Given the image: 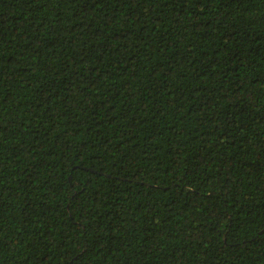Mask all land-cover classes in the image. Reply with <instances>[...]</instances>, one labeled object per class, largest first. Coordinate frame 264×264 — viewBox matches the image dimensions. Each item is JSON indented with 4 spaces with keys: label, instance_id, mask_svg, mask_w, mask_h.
<instances>
[{
    "label": "trees",
    "instance_id": "16d2710c",
    "mask_svg": "<svg viewBox=\"0 0 264 264\" xmlns=\"http://www.w3.org/2000/svg\"><path fill=\"white\" fill-rule=\"evenodd\" d=\"M0 264H264V0H0Z\"/></svg>",
    "mask_w": 264,
    "mask_h": 264
}]
</instances>
